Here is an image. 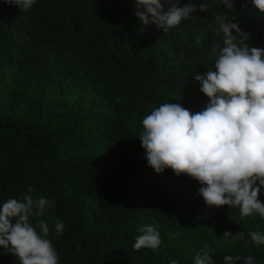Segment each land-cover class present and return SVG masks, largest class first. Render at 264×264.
<instances>
[{
  "label": "trees",
  "instance_id": "obj_1",
  "mask_svg": "<svg viewBox=\"0 0 264 264\" xmlns=\"http://www.w3.org/2000/svg\"><path fill=\"white\" fill-rule=\"evenodd\" d=\"M133 12V0H37L27 12L0 0V203L30 186L34 198L56 201L41 219L60 264H193L201 249L215 264L235 255L264 264V245L224 236L264 234V218L206 206L196 180L148 167L138 139L163 103L205 107L193 76L223 46L215 14L260 49L264 14L250 0H234L232 11L209 0V11L163 32ZM145 225L160 232L159 249L133 248ZM0 264L19 262L0 249Z\"/></svg>",
  "mask_w": 264,
  "mask_h": 264
},
{
  "label": "clouds",
  "instance_id": "obj_2",
  "mask_svg": "<svg viewBox=\"0 0 264 264\" xmlns=\"http://www.w3.org/2000/svg\"><path fill=\"white\" fill-rule=\"evenodd\" d=\"M20 11H29L37 0H2ZM233 10L234 0H212ZM133 0L134 16L143 26L155 25L167 32L193 18L192 13L209 11V0L196 4L188 0ZM264 14V0H250ZM167 6V10L165 7ZM214 23L222 33L223 46L214 48V62L193 78L206 96L205 107L191 112L178 103H163L142 120L138 139L145 150L147 166L156 174L171 169L176 176L187 175L200 187L197 195L206 206L239 208L241 217L264 218V49L245 44L249 34L223 12ZM233 31L236 35H233ZM30 186L19 198L0 203V249L16 257L19 264H60L42 217L56 201L44 196L34 198ZM36 223L33 224V220ZM38 229V230H37ZM65 224L56 221L55 236H62ZM133 248L157 250L162 244L160 232L151 225L139 229ZM238 241L252 246L264 245L258 231L237 232ZM255 264L252 256H224L222 264ZM169 264H178L172 259ZM193 264H215L208 251L201 249Z\"/></svg>",
  "mask_w": 264,
  "mask_h": 264
}]
</instances>
